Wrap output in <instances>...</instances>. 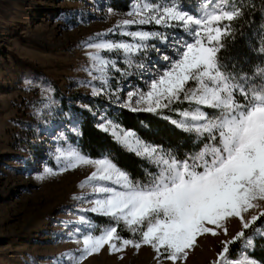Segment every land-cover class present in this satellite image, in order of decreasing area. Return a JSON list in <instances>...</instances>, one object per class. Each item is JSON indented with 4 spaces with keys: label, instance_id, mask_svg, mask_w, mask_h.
Masks as SVG:
<instances>
[{
    "label": "rangeland",
    "instance_id": "1",
    "mask_svg": "<svg viewBox=\"0 0 264 264\" xmlns=\"http://www.w3.org/2000/svg\"><path fill=\"white\" fill-rule=\"evenodd\" d=\"M116 2L125 10L113 9ZM144 2L0 0V264H74L67 254L80 255L83 244L75 238L81 235L75 229L90 223L87 214L91 212L86 209L93 206L87 202L93 198L91 187L81 185L95 168L81 164L63 170L69 150L77 151L70 142V136L78 134L79 120L73 109L91 110L84 103L99 99L101 104L94 103L92 112L99 128L105 131L103 124L116 139L112 130H124L110 118L109 111L138 107L139 93L147 90L149 78L168 65L165 55L169 59L176 56L177 41L186 36L177 22L170 27L155 23L124 27L122 21L137 18L127 13ZM162 6H178L194 15L230 10L227 0H195L193 6L172 0ZM225 21L220 22L221 27ZM131 31L156 35L143 42L146 48L127 58L121 50L101 51L109 61L108 83L93 80L86 69L93 63L89 54L98 50L88 45L100 41L138 43L123 34ZM112 61L119 71L111 68ZM91 85H96V90ZM63 100L67 108L61 105ZM261 212L264 202L242 215L250 220ZM81 216L86 219L81 221ZM223 223L224 228L216 229L218 235L198 236L186 259L176 264H220L218 254L224 242L243 231L240 218L229 217ZM80 264L172 262L157 259L148 245L111 253L105 245Z\"/></svg>",
    "mask_w": 264,
    "mask_h": 264
},
{
    "label": "snow or ice",
    "instance_id": "2",
    "mask_svg": "<svg viewBox=\"0 0 264 264\" xmlns=\"http://www.w3.org/2000/svg\"><path fill=\"white\" fill-rule=\"evenodd\" d=\"M170 4L172 0H145L142 7L136 6L135 11L127 13L137 18L122 21L124 27L151 23L170 27L172 22H177L186 33L177 41L176 56L172 59L164 56L168 65L149 78L147 90L139 93L138 107L132 110L156 112L181 100L194 103L198 107L181 111L182 119L171 123L185 132H195L197 140L206 136V142L180 159L171 149L145 142L131 131L118 133L114 128L113 135L122 146L147 158L156 167L146 184L134 182L110 158L91 159L69 150L63 170L81 164L95 168L81 185L90 186L93 193V198L87 201L93 206L86 211L111 217L116 223L123 222L140 237L124 238L115 226L94 235L88 223L85 228L75 229L81 234L75 238L82 241L83 247L79 256L67 254L74 264L98 253L105 245L110 253L127 246L139 249L148 245L157 253V259L176 264L186 259L198 236L218 235L216 229L224 228L227 218H240L244 230L259 219L252 215L246 220L242 214L261 207L264 202V67L257 66L252 73L237 75L226 71L218 59L222 40L230 34L229 26L221 27L220 22L235 19L239 9L222 8L194 15L178 6H162ZM123 34L139 42L100 41L88 45L98 50L88 57L93 63L86 70L93 80L108 83L109 61L99 54L101 51L121 50L127 58L146 48L143 42L156 35L149 31ZM260 50L264 51V44ZM111 68L120 70L115 61L111 62ZM91 86L96 90V85ZM203 109L217 111L213 114ZM100 126L108 131L103 124ZM85 219L80 217L81 221ZM255 231L264 235L260 227ZM224 233L227 235L226 228ZM242 237L245 231L224 242L218 254L220 264H241L239 258L230 260L226 254L228 245ZM252 240L251 236L246 237V246ZM244 264L255 262L245 254Z\"/></svg>",
    "mask_w": 264,
    "mask_h": 264
},
{
    "label": "trees",
    "instance_id": "3",
    "mask_svg": "<svg viewBox=\"0 0 264 264\" xmlns=\"http://www.w3.org/2000/svg\"><path fill=\"white\" fill-rule=\"evenodd\" d=\"M178 4L193 6L195 0H177ZM231 11L240 10V14L232 21H225L230 28V34L222 40L223 47L218 53V59L226 71L239 75L241 72L252 73L257 66L264 67V0H227ZM113 9L125 10L119 2L112 4ZM224 26V25H223ZM259 80V77L256 78ZM94 103L101 104L99 99L88 100L84 103L90 109H73L78 118V134L70 136V142L82 155L91 158H110L120 169L125 171L134 182L146 184L150 182L156 167L145 157L136 155L133 151L122 146L111 134L98 126V119L92 112ZM63 108H67L63 100ZM197 105L186 101H178L169 108L158 109L156 112L131 111L124 108H112L108 115L121 130L131 131L136 137L152 145L171 149L177 158H185L194 153L206 142V136L197 140L194 132H185L171 123L180 120L181 111L194 110ZM202 107V106H199ZM209 113L215 111L203 109ZM167 117V119L165 118ZM87 220L93 226V234L99 235L108 227L115 226L120 236L138 240L139 234L129 231L123 222L116 223L111 217L87 214ZM260 227L264 231V216H259L257 222L245 231V237L228 245L226 257L230 260L244 256L250 257L255 264H264V236L256 233ZM251 236L252 246L244 248L246 237ZM244 264V262H241Z\"/></svg>",
    "mask_w": 264,
    "mask_h": 264
}]
</instances>
